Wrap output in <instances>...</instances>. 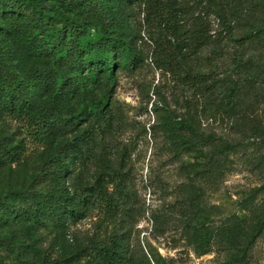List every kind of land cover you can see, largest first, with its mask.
<instances>
[{"label":"rangeland","instance_id":"rangeland-1","mask_svg":"<svg viewBox=\"0 0 264 264\" xmlns=\"http://www.w3.org/2000/svg\"><path fill=\"white\" fill-rule=\"evenodd\" d=\"M116 5L111 9L117 22L114 29L131 41L141 64L117 70L112 114L101 122V129L74 165L67 147L73 146L75 135L89 124L86 118L77 117L79 98L66 102L57 98L54 104L64 107L54 108L44 119L32 113L0 111V143L16 153L0 160V201L15 204L20 195L44 194L47 183L55 181V177L48 178L47 169L58 150L72 169L66 175L71 194L92 187L99 174L105 188L90 197L93 202L77 219L63 215L60 221L48 218L33 227L1 212L0 264H63L75 253L81 256L76 264H82L94 247L112 241L137 259L147 257L151 264H219L224 250L215 245L201 254L187 231V214L196 211L199 222L214 228L224 218L240 214L247 200L264 201V132L240 129L239 122L245 114L250 124L264 129V67L243 69L231 63L226 67L229 71L220 74L235 75L238 70L241 77L249 73L252 79L236 93L244 101L234 112L236 116L223 114L214 126L218 135L232 142L233 149L224 160L226 172L209 179L201 165L194 164L198 161L195 154L177 145L171 128L176 117L186 112L183 106L190 91L158 65L163 54L171 51L172 12L179 13L177 19L186 30L195 17L205 13L203 3L140 0L123 4L121 9ZM244 8L249 21L264 26V0H246ZM210 18L216 30V20ZM110 24L104 19L99 26ZM241 31L238 26L235 35ZM12 47L0 35V48ZM244 55L257 60L260 52L245 49ZM29 63L24 60L22 64ZM243 70L248 73L243 75ZM241 264H264V231Z\"/></svg>","mask_w":264,"mask_h":264},{"label":"trees","instance_id":"trees-1","mask_svg":"<svg viewBox=\"0 0 264 264\" xmlns=\"http://www.w3.org/2000/svg\"><path fill=\"white\" fill-rule=\"evenodd\" d=\"M135 1L140 0H0V35L13 45L8 50L0 48V111L25 116L32 113L44 119L54 108L64 107L54 104L57 98L61 102L79 98L77 117L86 118L89 124L75 135L73 146L67 147L71 165L82 156L89 140H94L101 122L112 114L117 70L141 64L136 48L114 29L117 22L111 17L113 4L121 9L123 4ZM245 2L201 0L205 13L195 17L186 30L177 19L179 13L172 12L171 51L163 54L158 64L190 91L183 106L186 112L180 119L176 117L171 128L177 145L195 154L198 161L194 164L201 165L209 179L226 172L224 160L233 149L232 142L218 135L214 126L223 114L236 116L234 112L244 103L236 93L252 79L245 70L242 74L247 72L246 77H241L238 70L235 75L220 74L228 72L226 67L231 63L243 69L264 67V26L248 20ZM104 19L110 20V27L99 26ZM238 26L242 27L241 34L235 35ZM245 49L260 52V57L245 59ZM24 60L30 63L23 65ZM239 122L240 129L264 132L250 124L245 114ZM15 155L0 143V160ZM71 171L65 165L63 151L58 150L47 169L48 178L55 177V181L47 183L46 192L20 195L15 204L0 201V213L33 227L48 218L60 221L63 215L79 218L93 202L90 197L103 191L105 184L99 174L92 187L84 186L79 193L71 194L66 186V175ZM246 202L240 214L224 218L214 228L199 222L196 211L187 214V231L201 254L218 245L225 252L219 264H241L249 257L252 244L264 231V201ZM80 259L75 253L63 264H76ZM142 259L112 241L94 247L82 264H151L147 257Z\"/></svg>","mask_w":264,"mask_h":264}]
</instances>
